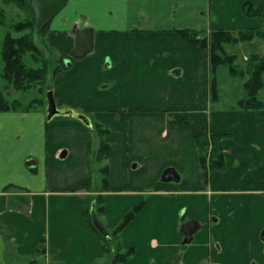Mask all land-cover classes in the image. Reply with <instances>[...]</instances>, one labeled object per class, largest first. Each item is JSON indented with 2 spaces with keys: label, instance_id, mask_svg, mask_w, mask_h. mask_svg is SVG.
Segmentation results:
<instances>
[{
  "label": "crops",
  "instance_id": "obj_1",
  "mask_svg": "<svg viewBox=\"0 0 264 264\" xmlns=\"http://www.w3.org/2000/svg\"><path fill=\"white\" fill-rule=\"evenodd\" d=\"M247 1L261 0H66L47 40L68 67L45 92L110 131L108 183L94 164V123L47 120L46 97L45 109L0 111L4 264H110L120 249L133 250L121 264H264V110L213 107L207 49L175 31L264 29L263 17L245 16ZM88 26L93 49L74 58V33ZM204 133L228 134L226 168L208 184ZM169 168L178 180L162 179ZM189 220L199 225L187 241Z\"/></svg>",
  "mask_w": 264,
  "mask_h": 264
},
{
  "label": "trees",
  "instance_id": "obj_2",
  "mask_svg": "<svg viewBox=\"0 0 264 264\" xmlns=\"http://www.w3.org/2000/svg\"><path fill=\"white\" fill-rule=\"evenodd\" d=\"M4 4H16L22 10L29 11L26 20H20L12 25L15 32H6L3 38L1 49L2 68L0 70V111L19 110L22 108L19 99H9L5 91L10 87L25 90L36 82H43L46 79V73L53 74V77L60 71L68 67L64 65L63 58H54L55 68L48 70L49 61L43 62L40 68L28 67L24 58L30 55L36 58L37 52H43L44 46L35 42L33 33L43 36L49 30L51 20L45 23L41 29L37 28V19L33 15L28 0H2ZM243 12L246 17L260 16L264 18V0L254 5L247 1L243 5ZM3 15V14H2ZM181 37L194 46L206 48L209 50L210 62V98L212 103L220 99L218 68L221 65L228 66L229 74L232 76L248 78L243 82V88L246 97L237 101V108L242 110H264V101L258 99V93L264 86V54H251L247 60L246 67L240 69L236 63L238 56L230 53L228 47L239 43L251 42L254 39L264 41V29L251 27L244 29H176ZM44 47V48H43ZM52 50V49H51ZM59 63V64H58ZM44 92V90H43ZM42 98H33L23 110H30L44 105ZM94 130L97 134L98 149L95 154L96 163L100 164L98 173L101 185L107 186L108 169L107 165L101 164L107 159L110 153V131L99 122L94 123ZM227 133H204L196 136V142L199 149L200 163L203 169L204 181L208 184L212 178L214 170H224L228 161L222 146V138L227 137ZM101 203V196L96 197V205ZM97 208V212H98ZM141 206H136L131 210L124 221L116 228L112 234H116L122 227L136 215ZM86 215L91 220L90 209H86ZM98 231V229L95 227ZM99 232V231H98ZM113 251V252H112ZM112 256L109 258L110 264L124 263L133 250H112Z\"/></svg>",
  "mask_w": 264,
  "mask_h": 264
},
{
  "label": "rangeland",
  "instance_id": "obj_3",
  "mask_svg": "<svg viewBox=\"0 0 264 264\" xmlns=\"http://www.w3.org/2000/svg\"><path fill=\"white\" fill-rule=\"evenodd\" d=\"M263 1V0H261ZM260 1V2H261ZM253 3V2H252ZM254 4V3H253ZM257 5V4H254ZM28 12L26 10H22L19 8L16 4L10 3L8 5L4 4L2 0H0V44L2 45L3 38L6 34V32L10 31L15 34V32L12 29V25L20 20H26L28 17ZM3 14V15H2ZM58 14V13H57ZM55 15L53 19L58 16ZM207 16L208 10H206L205 13ZM260 17V16H256ZM209 19V17H207ZM252 18V17H251ZM109 19H116V16H110ZM196 21H198L196 19ZM199 22V21H198ZM91 27V26H88ZM92 28V27H91ZM208 29V28H206ZM49 31H47L46 34L43 36L37 35V33H33V37L35 38V42L38 45L44 46V50L42 53L41 50L40 52H37L36 58H32L30 55H27L24 58V62L28 67L32 68H40L43 66V62H46L47 60L49 61V68L48 70L50 71L52 68L54 69L57 63L55 64V58H62L61 56H58L56 53L55 49L48 43L47 40V34ZM79 31H75V36L77 35ZM50 45V46H49ZM54 50H53V49ZM52 49V50H51ZM228 51L230 53H235L238 56V59L236 63L238 64V67L240 69H243L246 67L247 60L249 59L251 54L254 53H259V54H264V41H261L259 39H254L251 42H244L241 45H232L228 47ZM208 53V58H209V50L207 49ZM64 59V58H63ZM64 65H66V62L63 61ZM210 63V62H209ZM2 64V62H1ZM59 64V63H58ZM210 66V65H209ZM66 69V68H65ZM63 71V70H62ZM61 72V71H60ZM218 80H219V92H220V99L216 103H212L213 107L219 108V109H226V108H237V101L245 98L246 93L243 88V82L248 78L247 75H245L243 78L238 77V76H232L229 74L228 71V66L221 65L218 68ZM54 80L53 74L51 73H46V79L43 82H36L34 83L33 86L26 88L25 90H21L18 92H14L13 89H9L6 91L7 97L9 96L10 98H18L21 100V105L22 107H26L28 102H30L33 98H42L45 101L46 97V89L51 87V82ZM263 80H264V75H263ZM44 90V92H43ZM258 99L264 101V86L263 88L259 91L258 93ZM44 108L45 109V104L43 106H38L37 108ZM238 109V108H237ZM84 113V112H82ZM86 114V113H84ZM91 120L92 123H96L97 119L93 117L91 114H86ZM99 122V120H98ZM95 125V124H94ZM94 129V128H93ZM95 133V130H94ZM97 134L95 133V136ZM97 138V136H96ZM98 143V139H97ZM98 147V144H97ZM97 153V151H96ZM95 158V157H94ZM94 164L100 166V164L95 163ZM98 177V176H97Z\"/></svg>",
  "mask_w": 264,
  "mask_h": 264
},
{
  "label": "water",
  "instance_id": "obj_4",
  "mask_svg": "<svg viewBox=\"0 0 264 264\" xmlns=\"http://www.w3.org/2000/svg\"><path fill=\"white\" fill-rule=\"evenodd\" d=\"M28 2L33 15L37 19V28L41 29L45 23L52 20V18L62 10L66 0H28ZM76 42L77 45L73 49L72 57L78 59L86 56L93 49L94 29L91 27H86L79 31L77 33ZM46 117L47 120H52L55 117H72L82 121L85 125L92 127V120L86 114L69 107H58L52 89H49L46 93ZM162 179L178 180L179 175L175 169L169 168L164 172ZM92 219L100 232L106 236H109V231L100 221L95 208L92 209ZM197 224L198 221L196 220H189L183 224V232L186 235L187 241L191 240L192 234L197 228ZM262 237H264V234ZM5 250L6 244L2 235H0V264L5 263Z\"/></svg>",
  "mask_w": 264,
  "mask_h": 264
}]
</instances>
